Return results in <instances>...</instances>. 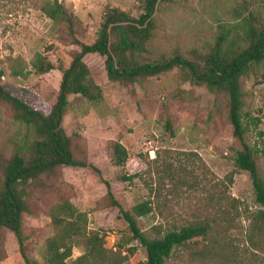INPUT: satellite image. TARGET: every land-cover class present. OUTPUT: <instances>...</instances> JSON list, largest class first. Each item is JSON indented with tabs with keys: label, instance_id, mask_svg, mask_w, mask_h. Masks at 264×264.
<instances>
[{
	"label": "rangeland",
	"instance_id": "rangeland-1",
	"mask_svg": "<svg viewBox=\"0 0 264 264\" xmlns=\"http://www.w3.org/2000/svg\"><path fill=\"white\" fill-rule=\"evenodd\" d=\"M47 1L63 6L71 16L70 27L54 24L41 13ZM143 4L144 0H0V85L47 113L60 82L57 68H66L79 49L74 38L91 43L108 8L136 18ZM233 9L251 13L264 24V0H159L152 15V35L138 62L174 54L197 61L212 46L218 24L231 20ZM37 54L54 69L36 73L31 63ZM83 62L100 88L101 99L88 102L79 95H67L60 127L71 138L74 157L99 172L58 168L53 176L27 188L22 231L29 263L44 264V242L57 232L50 223L49 207L61 200L87 214V230L103 235L104 249L120 247L121 264L144 262V249L131 238L117 209L109 207L103 184L107 182L123 211L129 212L139 202L150 203V213L135 219L139 230L150 237L152 226L164 233L209 219L220 221L215 199L225 197L238 255L235 264H253L244 232L248 216L259 207L248 175L233 165L239 144L226 118V95L191 84L177 68L133 82H109L100 57L86 55ZM239 83L244 140L248 145L259 144L264 142V64L251 66ZM33 138L12 118L9 106L0 102V164ZM114 142L127 153L122 168L109 159ZM255 162L264 178L263 159L256 156ZM121 175L134 177L120 182ZM83 252L82 239H75L66 263L73 264ZM190 253V246L175 247L164 264H198ZM0 262L23 264L13 236L5 229H0Z\"/></svg>",
	"mask_w": 264,
	"mask_h": 264
},
{
	"label": "trees",
	"instance_id": "trees-1",
	"mask_svg": "<svg viewBox=\"0 0 264 264\" xmlns=\"http://www.w3.org/2000/svg\"><path fill=\"white\" fill-rule=\"evenodd\" d=\"M159 0H144L143 11L131 18L126 13L108 8L91 43L74 38L79 48L68 66L60 71V82L55 101L47 113L10 94L0 85V102L6 103L12 118L32 132L34 138L25 140L7 160L0 164V229L13 236L23 264H30L25 254L26 237L22 231V214L27 188L42 177H51L58 168L90 169V163L78 160L71 150V138L60 127L67 95H79L88 102L100 101L99 86L92 81L83 62L86 55L102 59L105 77L109 82H133L138 77H152L174 68L186 73L191 84L203 86L210 93L226 95V118L231 136L238 142L234 151L233 165L248 175L258 209L248 216L244 241L250 251L252 263L264 264V178L259 174L255 158L264 161V142L248 145L244 140L241 123V90L239 79L251 66L264 64V24L258 23L251 13L232 10L231 20L217 26L212 46L197 61H189L178 54L168 59L138 62L140 53L152 35V15ZM41 13L54 24L71 26V16L56 1L45 2ZM31 68L38 74L47 73L54 67L37 54ZM0 72V76H1ZM168 128V124L165 125ZM261 140V139H260ZM110 162L122 168L127 159L125 149L118 143L110 147ZM134 175H121L120 182H130ZM230 182V180H228ZM109 207L117 209L119 218L127 225L131 238L145 253V260L138 264H164L175 247L190 246L191 259L198 264H235L237 251L232 245L231 219L225 208V197L215 199L219 206L220 221L189 224L162 233L159 226H152L153 237L141 232L136 218L151 211L150 203L134 204L130 211H123L112 197L109 184L103 182ZM231 204L236 201L231 199ZM50 223L57 232L43 245L44 264H67L72 254L73 241L82 239L84 252L73 264H121L124 257L118 250L103 248V235L87 230V214L78 211L69 201L61 200L49 207ZM1 264V262H0Z\"/></svg>",
	"mask_w": 264,
	"mask_h": 264
}]
</instances>
